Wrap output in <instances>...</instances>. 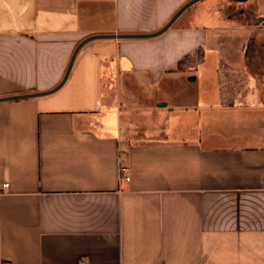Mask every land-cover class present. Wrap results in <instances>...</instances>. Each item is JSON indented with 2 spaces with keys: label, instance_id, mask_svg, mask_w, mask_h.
<instances>
[{
  "label": "crops",
  "instance_id": "obj_1",
  "mask_svg": "<svg viewBox=\"0 0 264 264\" xmlns=\"http://www.w3.org/2000/svg\"><path fill=\"white\" fill-rule=\"evenodd\" d=\"M187 1L0 0V97ZM200 2L0 101V264H264V0Z\"/></svg>",
  "mask_w": 264,
  "mask_h": 264
},
{
  "label": "water",
  "instance_id": "obj_2",
  "mask_svg": "<svg viewBox=\"0 0 264 264\" xmlns=\"http://www.w3.org/2000/svg\"><path fill=\"white\" fill-rule=\"evenodd\" d=\"M199 0H189L186 3H184L176 12L175 14L171 17V19L160 29L153 31V32H142V33H113V34H94L86 37L83 39L75 48L74 53L70 59L69 65L67 67V70L65 72V75L63 79L53 88L44 90V91H35V92H29V93H22V94H17V95H9V96H4L0 97V101H6V100H16V99H24V98H30V97H36V96H42L46 94H50L56 90H58L66 81L68 78V75L70 73L71 67L73 65V62L75 60V57L81 47L87 43L90 40L96 39V38H148V37H154L158 36L162 33H164L166 30H168L173 23L176 21V19L192 4L196 3Z\"/></svg>",
  "mask_w": 264,
  "mask_h": 264
},
{
  "label": "rangeland",
  "instance_id": "obj_3",
  "mask_svg": "<svg viewBox=\"0 0 264 264\" xmlns=\"http://www.w3.org/2000/svg\"><path fill=\"white\" fill-rule=\"evenodd\" d=\"M200 1H202V0H199V1H197L196 3H200L199 5H197V6H195L194 8H191L187 13L188 14H192V13H194V12H197L198 10H199V8H200V5H204V3H206V2H200ZM215 0H211V4H213V3H215L214 2ZM214 5V4H213ZM196 7H198V8H196ZM254 8L256 7V4H254V6H253ZM252 10V9H251ZM257 10H260L259 8L257 9ZM251 13H254V15H255V13H257L255 10L253 11H251ZM253 16V15H252ZM199 60V58L196 56V57H194V59L192 58V60L191 61H189V62H186V65H185V67H184V69L183 70H190L191 69V67H193V64H195L194 62H196V61H198Z\"/></svg>",
  "mask_w": 264,
  "mask_h": 264
},
{
  "label": "trees",
  "instance_id": "obj_4",
  "mask_svg": "<svg viewBox=\"0 0 264 264\" xmlns=\"http://www.w3.org/2000/svg\"><path fill=\"white\" fill-rule=\"evenodd\" d=\"M197 52V51H196ZM193 58V54H188L186 55L179 63H178V66H177V69L179 70H183L185 65H186V62H189L191 61Z\"/></svg>",
  "mask_w": 264,
  "mask_h": 264
},
{
  "label": "built area",
  "instance_id": "obj_5",
  "mask_svg": "<svg viewBox=\"0 0 264 264\" xmlns=\"http://www.w3.org/2000/svg\"><path fill=\"white\" fill-rule=\"evenodd\" d=\"M127 167H122V176L128 180H130V175H127ZM9 186V183H5L3 185L4 188L8 187ZM2 264H11L10 261H4Z\"/></svg>",
  "mask_w": 264,
  "mask_h": 264
}]
</instances>
